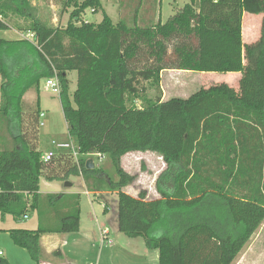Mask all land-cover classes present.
<instances>
[{"label": "trees", "instance_id": "obj_1", "mask_svg": "<svg viewBox=\"0 0 264 264\" xmlns=\"http://www.w3.org/2000/svg\"><path fill=\"white\" fill-rule=\"evenodd\" d=\"M65 4L73 10L63 27L42 22L31 0H0V17L24 18L33 34V41L0 38L1 115L20 125L23 95L56 77L79 154V168L68 149L44 163L23 132L3 142L0 217L38 216L34 230H9L12 242L40 264L41 233L77 232L79 195L38 190L41 176L81 175L88 191L116 193L118 230L142 236L158 251V264H232L264 220V0H187L164 22L146 26L113 22L105 13L98 23L85 21V9H98L99 0ZM243 12L262 14L258 38L245 45ZM0 28L7 25L0 21ZM165 70L241 72V78L238 90L219 83L162 100L149 90H160ZM130 152L163 159L154 181L158 198L125 192L136 180L121 165ZM95 153L109 160L115 180L100 166L86 168ZM55 163L59 169H47ZM0 264L11 263L0 255Z\"/></svg>", "mask_w": 264, "mask_h": 264}, {"label": "rangeland", "instance_id": "obj_2", "mask_svg": "<svg viewBox=\"0 0 264 264\" xmlns=\"http://www.w3.org/2000/svg\"><path fill=\"white\" fill-rule=\"evenodd\" d=\"M162 1L163 5H166L169 0ZM31 3L36 8L39 19L50 26H66L73 10L71 5L65 4V0H31ZM101 17V12L93 13L91 8L85 9L83 13V19L89 22L97 23L101 21ZM0 21L7 25L6 29L0 28V38L18 39L27 36L30 39L27 35L28 32L24 29L26 24L24 18L17 16L0 17ZM174 71L168 76L164 74L163 77L165 99L172 96L188 97L198 89L206 88L212 83L209 80L224 81L227 74L220 72ZM169 77H171L174 84H168L169 81L167 79ZM68 78L70 79L69 91L72 93L76 88V72L71 71L68 74ZM142 84L141 82L139 86ZM149 94L150 96L160 94V98H162L161 92L157 89L149 90ZM136 105H140V101L137 100ZM38 111L44 113L43 117H39V122H43V125H39L35 121V115ZM20 132H23L30 142H34L37 149L42 152L54 149L51 144L53 139L57 141L70 140L67 124L61 110L59 95L44 86V79L39 83L38 92L35 89H30L23 95L20 125L16 121L5 120L0 113V149L3 142L9 141L13 135ZM93 158L95 165L105 169L112 179L115 180L117 178L107 158L102 159L99 163H97L95 156ZM121 165L128 173L136 176V180L125 188L127 192L133 193L137 191L138 194L139 191L145 188L149 199L153 198V194L155 196L158 195L155 191L154 181L165 168V163L160 156L152 152H133L121 158ZM59 168L60 164L55 163L53 166H48L47 169L56 171ZM68 178L74 182L72 189L79 192V215L82 224L79 231L67 234L70 237L77 238L76 243L71 242L72 244L69 243V246L65 248L67 255L79 254L76 260L77 264H88L90 262L95 264H129L128 260H117L115 256H110L109 248H111L112 244L109 247H106V245L99 247L98 229L107 227L110 231L109 237L113 241V245L126 248L142 256V253L147 250L143 237H128L118 230L117 218L114 215L117 207L116 193L111 192L106 196L104 195L105 200L102 197L103 195L96 194L97 191H90L87 195L85 194V190H88L87 186L85 182L81 181L80 177L71 175ZM61 180L63 179H59V181ZM78 181L79 186L76 184ZM39 183L40 189L45 190V179L42 176L39 178ZM105 203L107 204L106 209L104 208ZM30 213L31 219L29 222L25 221V223L27 225L34 223L36 229L38 227L37 213L35 211ZM23 223V219L12 214H5L2 218L0 217V231L4 230L3 233L6 232L9 235V230L11 229L28 230L27 227H21L20 224ZM4 258L7 259L6 256ZM232 264H264V220L246 242Z\"/></svg>", "mask_w": 264, "mask_h": 264}, {"label": "crops", "instance_id": "obj_3", "mask_svg": "<svg viewBox=\"0 0 264 264\" xmlns=\"http://www.w3.org/2000/svg\"><path fill=\"white\" fill-rule=\"evenodd\" d=\"M99 1H100V7L96 10H93L92 11L93 13L101 12L102 15L105 13L113 22L123 21L129 25H136V26H146L151 23L155 24L158 21L164 22L170 15H172L174 12L179 10L183 6V4L187 2V0H171V1L169 0L166 5L165 4L163 5L162 0H99ZM261 19H262V14H252L247 12L242 13L241 41L243 45L254 42L258 38L260 33ZM84 20L87 21L86 19ZM172 72L175 71L165 70L160 73L161 81H160L159 91L161 92L162 100L165 99V94H164L165 91L163 85L164 74H167L168 76V74ZM240 78H241V72H227L224 81L217 82L214 80H209L212 83H210L208 86L213 84L225 83L228 86L234 88L235 90H238V82ZM167 80L169 81L168 82L169 85L174 84L171 77H169V79ZM60 141H67V140H60ZM93 157L94 155H91L90 157L87 158V160L91 159L93 161V164L95 165V161ZM42 177L45 179V184H44L45 190L40 189V183H39L38 193L41 195H45V194H78L79 195V192L72 189L74 186V182L70 181L69 178L66 180L59 181V179H46L45 176ZM78 177H80L81 181L84 182L81 175ZM67 182L70 183V185H68ZM76 184L79 186L80 185L79 181ZM144 190L146 189L144 188ZM125 192L130 194L131 196L134 197L137 196L136 195L137 191H134L133 193H129L125 190ZM89 193L90 191L85 190V194L88 195ZM110 193H111L110 191L96 192V194L98 195H103L102 197L104 200H105V196ZM158 196L159 195L155 196L153 194V198H158ZM147 198H148V193H147ZM79 203H80V199H79ZM106 205L107 204L105 203L104 205L105 209H106ZM30 214L31 213H29L26 218L23 217L24 223L20 225L21 227H25V228L27 227L28 230H34L35 229L34 223H30V225H27L25 223V221L28 222L30 221L31 219ZM114 215L116 217V213ZM81 224H82V220L79 215V229ZM103 230H106L107 234H104ZM3 232L4 230L0 231V251L2 252L1 256L3 257L6 256L7 260L11 264H33L26 251L16 246L12 242L10 236L6 232L5 233ZM98 232H99V240H98L99 247H103L105 245L106 247H109V245L112 244L111 248H109L111 257L115 256L117 260L120 259L128 260L129 264H158V251L156 249H148L146 247L147 248L146 252H143L142 256H139L138 254L126 248L113 245V241L109 237L110 231L107 227L99 228ZM67 234H71V233H55V232L41 233L39 239L40 264H77L76 260L79 254H72L68 256L67 253L65 252V248L69 246V243L71 242L76 243L77 238L70 237V235ZM108 239L111 240L110 243H108ZM88 264H95V263L90 262Z\"/></svg>", "mask_w": 264, "mask_h": 264}, {"label": "built area", "instance_id": "obj_4", "mask_svg": "<svg viewBox=\"0 0 264 264\" xmlns=\"http://www.w3.org/2000/svg\"><path fill=\"white\" fill-rule=\"evenodd\" d=\"M93 11V10H92ZM29 38L24 37L25 39H28L30 41H33V34L32 33H29L27 34ZM44 86L46 88H48L49 90H51L52 92L56 93L57 95H59L60 93V85H59V82L57 80L56 77H50V78H46L44 79ZM44 116V113L41 111L38 115V124L39 125H43V122H39V117H43ZM51 144L53 145L54 149H49L47 151H44L41 155V160L44 162V163H48L50 162L53 157L55 156V152L56 150L58 149H68L71 153V156L73 158V161L74 163L76 164V166H78L79 168V161H78V152H77V149H76V146L74 145L73 141L70 139L68 141H57V140H51ZM94 156H96L97 158V163H99L102 159H104V156L99 154V153H95L93 154ZM24 218L27 217V215H24L23 216ZM104 234H107V231L106 230H103ZM111 240L108 239V243H110ZM0 255H2V252L0 251Z\"/></svg>", "mask_w": 264, "mask_h": 264}, {"label": "water", "instance_id": "obj_5", "mask_svg": "<svg viewBox=\"0 0 264 264\" xmlns=\"http://www.w3.org/2000/svg\"><path fill=\"white\" fill-rule=\"evenodd\" d=\"M93 167H94L93 161L91 159L86 160V168H93ZM68 185H70V183H68Z\"/></svg>", "mask_w": 264, "mask_h": 264}]
</instances>
